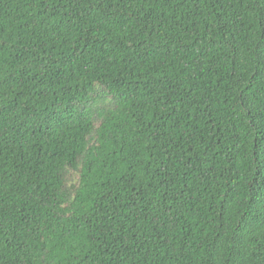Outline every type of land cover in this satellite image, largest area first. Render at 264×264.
Wrapping results in <instances>:
<instances>
[{"label":"trees","instance_id":"16d2710c","mask_svg":"<svg viewBox=\"0 0 264 264\" xmlns=\"http://www.w3.org/2000/svg\"><path fill=\"white\" fill-rule=\"evenodd\" d=\"M0 264H264V0H0Z\"/></svg>","mask_w":264,"mask_h":264}]
</instances>
